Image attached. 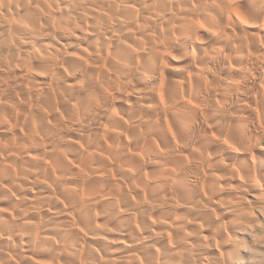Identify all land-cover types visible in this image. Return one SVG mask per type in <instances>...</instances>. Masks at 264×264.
<instances>
[{
	"label": "bare ground",
	"instance_id": "1",
	"mask_svg": "<svg viewBox=\"0 0 264 264\" xmlns=\"http://www.w3.org/2000/svg\"><path fill=\"white\" fill-rule=\"evenodd\" d=\"M0 264H264V0H0Z\"/></svg>",
	"mask_w": 264,
	"mask_h": 264
}]
</instances>
